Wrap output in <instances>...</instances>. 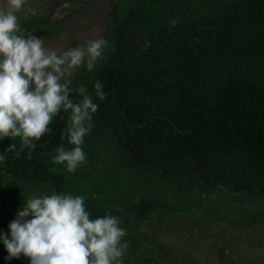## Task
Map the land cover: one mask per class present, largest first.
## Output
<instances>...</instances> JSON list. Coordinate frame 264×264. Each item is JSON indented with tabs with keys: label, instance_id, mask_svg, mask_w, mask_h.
Returning <instances> with one entry per match:
<instances>
[{
	"label": "trees",
	"instance_id": "trees-1",
	"mask_svg": "<svg viewBox=\"0 0 264 264\" xmlns=\"http://www.w3.org/2000/svg\"><path fill=\"white\" fill-rule=\"evenodd\" d=\"M112 41L107 66L72 85L92 92L95 80L103 83L106 96L96 101L92 124L123 147L130 164L143 174L159 173L164 182L186 178L219 185L225 172L212 160L223 155L228 170L240 174L229 189L263 197L264 0H241L211 17L175 23L127 17L114 28ZM69 114L61 110L53 117L35 147L3 149L0 194L28 184L63 193L67 180L49 171L45 154L71 146ZM147 181L142 176L138 186ZM148 202L132 204L123 215L128 234L146 221ZM94 208L86 206L93 219Z\"/></svg>",
	"mask_w": 264,
	"mask_h": 264
},
{
	"label": "rangeland",
	"instance_id": "rangeland-1",
	"mask_svg": "<svg viewBox=\"0 0 264 264\" xmlns=\"http://www.w3.org/2000/svg\"><path fill=\"white\" fill-rule=\"evenodd\" d=\"M240 1L221 0L215 5L211 0H27L17 16L25 32L41 37L45 47L58 52L97 37L110 42L95 69L89 72L81 67L72 74V82H76L91 79L107 66L114 52L112 32L127 17L136 16L150 25L175 23L211 17L224 5ZM0 10H7L6 0H0ZM10 145L23 144L19 137L0 139V154ZM82 147L87 161L73 173H68L64 164L52 162L54 151L45 154L49 171L67 180L63 193L83 196L85 207H95L96 217L110 212L122 221L132 204L149 200L146 221L123 238L129 245L125 264L148 260L158 264H264V196L249 198L229 189V184L240 180V174L228 170L223 155L212 160L225 172L223 183L215 185L213 180L186 178L164 182L157 172L143 174L99 124H92ZM142 176L149 178L146 186H138ZM53 192L50 185L36 184L2 192L0 231L7 234V226L24 200ZM6 255L0 243V264H28L23 256L5 261Z\"/></svg>",
	"mask_w": 264,
	"mask_h": 264
},
{
	"label": "clouds",
	"instance_id": "clouds-1",
	"mask_svg": "<svg viewBox=\"0 0 264 264\" xmlns=\"http://www.w3.org/2000/svg\"><path fill=\"white\" fill-rule=\"evenodd\" d=\"M26 2L6 0L7 10H0V139L19 137L25 147H35L33 141L48 131L53 117L61 110L70 113L71 147L59 145L51 160L73 173L87 161L82 145L92 131L96 101L106 92L98 79L92 92L83 84L73 87L71 76L81 67L95 69L110 42L97 37L59 52L45 47L41 37L19 23L17 13ZM90 216L81 195L53 192L24 200L7 234L0 231L5 261L23 256L28 264H125L129 245L122 218L110 212Z\"/></svg>",
	"mask_w": 264,
	"mask_h": 264
}]
</instances>
